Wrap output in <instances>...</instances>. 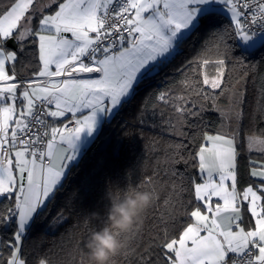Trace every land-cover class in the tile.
<instances>
[{
	"label": "snow or ice",
	"instance_id": "snow-or-ice-1",
	"mask_svg": "<svg viewBox=\"0 0 264 264\" xmlns=\"http://www.w3.org/2000/svg\"><path fill=\"white\" fill-rule=\"evenodd\" d=\"M197 33L204 34L200 48L155 100L171 111L172 135L199 136L196 151L185 156L178 142L170 160L198 175L172 167L170 194L160 202L152 193L164 208L159 231L141 246L136 225L112 264L131 256L136 264H264V159L248 162L260 183L241 188L238 148L241 82L249 59L264 49V0H0V264H28L24 245L75 160L81 134L91 135L99 114L119 109L172 65ZM25 63L35 71L21 81L16 67ZM237 67L245 70L232 80ZM258 106L264 115V89ZM206 111L235 126L208 134L196 123ZM244 143L264 155V133ZM245 212L255 220L251 228L243 226Z\"/></svg>",
	"mask_w": 264,
	"mask_h": 264
},
{
	"label": "trees",
	"instance_id": "trees-1",
	"mask_svg": "<svg viewBox=\"0 0 264 264\" xmlns=\"http://www.w3.org/2000/svg\"><path fill=\"white\" fill-rule=\"evenodd\" d=\"M3 4L6 6L7 0H3ZM203 39V33L192 36L183 45L172 65L155 79L137 88L128 102L123 103L108 120H103L77 162L69 166L61 186L48 203L40 224L26 241L24 255L28 264H37L41 257L46 258L49 264H84L83 241L92 231L100 230L104 226L103 221L107 219L103 214L107 203L103 199L107 186L120 189L131 186L151 193L155 191L159 194L160 202H163L170 194V185L174 179L171 175L172 167L182 172L185 177L198 175L190 165L181 162L172 166L170 160L173 146L178 142L186 145L183 149L185 156L196 151L201 143L199 136L192 142L172 135L166 124L171 111L159 105L155 95L179 77V73L175 71L176 66L194 56ZM246 68L249 73L247 80L241 82L246 88L245 119L240 125L241 137L238 144L241 188L252 183L257 184L248 175L249 159H264V155L258 151L249 153L244 143L247 136L264 133V115L258 106L261 90L264 89V49L258 50L249 59ZM244 70L239 67L230 68L229 77L235 80ZM34 71L35 67L27 63L18 64L16 67L21 81L32 78L31 73ZM161 112L165 116H161ZM196 123L208 134L226 132L228 127L235 126L230 125L227 118L212 111L204 112L203 118ZM185 131L191 134L193 129L186 127ZM160 158L166 159L168 163L154 164ZM149 177L152 182L146 183ZM183 197L185 200L191 198L188 193H184ZM96 210L101 211L102 219L86 220L89 213ZM162 211V203H157L153 198L152 205L144 214L141 223L143 239L138 236L137 244H146L150 236L159 231L158 217ZM61 216L62 222L57 219ZM179 220L182 223L184 217L181 216ZM251 222L250 214L245 212L243 225L248 228ZM129 243L131 241L128 239ZM3 254L7 256L6 249ZM136 260V256L129 257L127 261L121 258L119 264H136Z\"/></svg>",
	"mask_w": 264,
	"mask_h": 264
},
{
	"label": "clouds",
	"instance_id": "clouds-1",
	"mask_svg": "<svg viewBox=\"0 0 264 264\" xmlns=\"http://www.w3.org/2000/svg\"><path fill=\"white\" fill-rule=\"evenodd\" d=\"M167 163L164 158L154 162L158 165ZM103 199L107 201L103 208L107 219L100 230L92 231L83 241L84 264H112L113 258L125 250L127 237L134 227L142 223L152 205L153 195L148 190L131 186L125 189L107 186ZM90 219L101 220V211L89 213L86 220Z\"/></svg>",
	"mask_w": 264,
	"mask_h": 264
},
{
	"label": "crops",
	"instance_id": "crops-1",
	"mask_svg": "<svg viewBox=\"0 0 264 264\" xmlns=\"http://www.w3.org/2000/svg\"><path fill=\"white\" fill-rule=\"evenodd\" d=\"M18 77V76H17ZM33 78V77H32ZM32 78H29V79H32ZM19 79V78H18ZM20 80V79H19ZM26 80H28V79H26ZM26 80H23V81H26ZM84 114H87V110L85 111V113ZM70 115V114H69ZM78 115H80V114H78ZM107 116L108 115H104V114H99L98 115V117H97V123H96V127H95V129L93 130V132H92V134L91 135H89L88 133H87V131H85L84 133H82L81 134V138H80V140L77 142V146H76V149L74 150L75 151V153H76V158H75V160H73L72 162H71V164L70 165H72V164H74L75 162H77V160H78V158H79V156H81V154H82V152H83V150L86 148V146L90 143V141L93 139V137L95 136V133H96V131L98 130V128H99V126H100V124L103 122V120H106V118H107ZM51 119V118H50ZM62 120H63V122L64 123H70V121H69V119L67 118V117H65V118H62ZM55 123L57 124V126H59V125H61V120H57V121H55ZM74 126V125H73ZM210 135H214V134H210ZM67 172V171H66ZM251 178H253V177H251ZM255 181H257V184H259L260 183V181L259 180H257L256 178H253ZM247 187V186H246ZM214 200L216 199L215 197L213 198ZM250 214V213H249ZM251 216V215H250ZM251 226H248V228H251L253 225H254V223H255V220H254V218H252L251 217ZM244 226V225H243ZM246 227V226H245ZM247 228V227H246Z\"/></svg>",
	"mask_w": 264,
	"mask_h": 264
},
{
	"label": "rangeland",
	"instance_id": "rangeland-1",
	"mask_svg": "<svg viewBox=\"0 0 264 264\" xmlns=\"http://www.w3.org/2000/svg\"><path fill=\"white\" fill-rule=\"evenodd\" d=\"M118 110V109H117ZM116 110V111H117ZM115 112V111H114ZM114 112L113 113H111V114H109L108 116H107V118H106V120H108L113 114H114ZM97 132V131H96ZM96 134V133H95ZM91 142V141H90ZM88 146V145H87ZM80 157V156H79ZM79 159V158H78ZM64 179V178H63ZM63 179H62V182H63ZM62 182H61V184H62ZM60 187V186H59ZM57 192V191H56ZM56 194V193H55Z\"/></svg>",
	"mask_w": 264,
	"mask_h": 264
},
{
	"label": "built area",
	"instance_id": "built-area-1",
	"mask_svg": "<svg viewBox=\"0 0 264 264\" xmlns=\"http://www.w3.org/2000/svg\"><path fill=\"white\" fill-rule=\"evenodd\" d=\"M50 119V118H49Z\"/></svg>",
	"mask_w": 264,
	"mask_h": 264
}]
</instances>
